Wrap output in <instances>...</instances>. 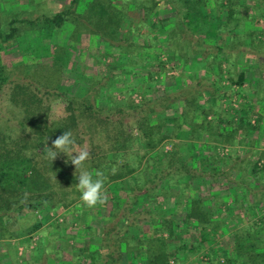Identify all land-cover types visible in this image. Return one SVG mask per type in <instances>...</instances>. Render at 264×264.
Returning a JSON list of instances; mask_svg holds the SVG:
<instances>
[{
  "label": "trees",
  "instance_id": "trees-1",
  "mask_svg": "<svg viewBox=\"0 0 264 264\" xmlns=\"http://www.w3.org/2000/svg\"><path fill=\"white\" fill-rule=\"evenodd\" d=\"M161 1L122 0L116 6L113 0H70L57 8L52 0H42L45 11L42 3L32 19L12 20L24 26V33L36 26L43 39L55 36L68 22L75 25L70 35L75 46L89 34L124 47L125 59L114 54L112 67L119 69L117 62L125 60L120 68L137 81L146 70L147 81L133 88L124 83L127 89L121 91V100L113 90L103 95L97 88L80 87V93H68L62 86L69 58L63 47L55 49L50 64L29 61L7 66L1 53L18 43L19 32L12 28L6 33L0 27L1 239L32 235L43 227L49 234L62 227L52 214L66 211L78 213L91 231L89 218L100 224L98 233L94 230L97 240H88V246L67 244L60 236L62 250L77 263L264 264V154L249 150L240 156L237 149L245 142L241 134L258 129L261 119L251 124L246 109H236L231 102L228 108L217 106L221 87L210 83L215 87L210 89L206 78L211 77L199 78L194 72L179 85L181 99L162 101L161 74L150 69H165L167 60L143 53L164 43L169 56L184 66L192 62L193 54L204 59L215 53L206 69L215 72L219 82L227 76L232 89L241 86L243 79L233 73L236 55L244 47L245 55L264 57V26L259 23L264 19V0H167L174 7L173 16L159 11ZM130 5L142 11L143 19L136 28L129 27L124 44H117L123 24H131L126 12ZM155 17L158 24L151 21ZM213 19L217 25L212 30L202 26ZM144 29L145 46L143 37L141 44L132 36ZM228 38L229 44L220 45ZM148 63L150 68H143ZM91 80V87L99 83L97 76ZM174 86L166 82V94H174ZM179 88L175 86L176 91ZM134 94L141 102L134 101ZM168 110L173 115H167ZM64 131L72 132L76 150H89L86 169L106 176L107 202L92 212L80 200L75 168L70 161L65 163L68 157L59 153L53 162L47 158L52 140ZM225 148L229 151L221 155ZM48 221L54 223L45 227Z\"/></svg>",
  "mask_w": 264,
  "mask_h": 264
},
{
  "label": "rangeland",
  "instance_id": "rangeland-1",
  "mask_svg": "<svg viewBox=\"0 0 264 264\" xmlns=\"http://www.w3.org/2000/svg\"><path fill=\"white\" fill-rule=\"evenodd\" d=\"M52 1H53V4H56L57 8H60V6H64L66 4H69V2H70V0H52ZM113 1H114V4L116 6H119L121 4L122 0H113ZM164 1H165L164 2L165 9H167L166 14L173 16L175 14L174 7H172L173 5L167 0H164ZM160 3H162V1ZM59 4H60V6L58 7ZM82 5H84V4H82ZM57 8H55V9H57ZM133 8L134 7L132 5H130L127 8V11H126L127 17L131 21L130 22L131 24H129V22H126L123 24V26L121 28L122 30H121L120 35H119L120 36L119 37L120 42L116 41L117 44L123 43L125 41L124 40L125 37H127L129 39V36H128L129 27L133 26L136 28V26L138 25V22L143 19L142 11H138V10H135ZM36 9L37 8L34 9V7L32 5V10H30V11H32V15H33V13H36L35 12ZM9 11H10L9 13H7L5 11L3 12L2 19L0 22V26H1V28H6V29H4V30H6V33H10L12 28H16L19 32V34H18L19 37L17 39L18 43H16L12 48L5 50L1 53L4 60L6 61L7 66H12L14 64H19V63L21 64L23 62L25 63V62H29V61H32L31 64H35V63L36 64H38V63L39 64L40 63L41 64H50L52 62L51 56L55 54V49L57 47H63V48L67 49L69 58L67 59L68 60L67 66H65L63 68V71H62V78H63L62 84H64L62 86L64 87L65 90L68 91V93H70V94L80 93L81 92L80 87H88L90 90L97 88L98 91H100V93L103 95L108 94V90H113L114 93L118 96V100H121L123 97V94L121 92H119L120 91L119 88L124 86V83L126 84L125 79H124L125 76H128L129 81H131V83H132L131 86L128 83L129 87L133 88L134 86H138L137 78L132 76L133 73L130 74V73H128V71L126 72L123 69V67L120 68L122 65L125 64V62H126L125 60H122L123 63L117 62L119 69L112 67L113 63H112V59L110 57H112L114 54L117 56L119 55L121 58L125 59L124 56H125L126 52H124V50H126V49H124V47L120 48L119 45H116V44H111V45L109 44L110 45L109 46L108 43L102 42L98 38L97 39L94 37L92 38L89 34H88V37L85 38V40H86L85 42L78 43L75 46L74 44H76V43L73 41L72 42L70 41V39H71L70 35L73 32H75V25L70 24L68 22H65L63 24L61 29L55 33V36L50 37V35H49L48 38L43 39L41 37V35L38 34V31H40V30L38 28H36V26H32V31L29 32L28 30H26V32L24 33L23 32L24 26H22L18 22L15 24H12V20H14V19L16 20V18L20 19L21 16H23L24 14L23 13H20V14L16 13L14 15V13L12 12L14 10H13V7L11 5L9 8ZM48 11H49V9H48ZM25 14H27V13L25 12ZM47 15H50V13L48 14V12H47ZM261 20L263 21V26H264V19H261ZM151 21L153 24H158V19L156 17L152 18ZM48 30L50 32L51 28H49ZM138 34H140V35L132 34V36L137 38L136 42L142 43V40L144 39V37L146 38V36L148 35V31L146 29H144V30H141L140 33H138ZM141 38H142V40H141ZM261 38L263 39L264 36ZM94 42L96 44V45H94V46H96V48L94 50H92L91 49L93 46L92 43H94ZM138 43H136V44H138ZM104 49H105V51H103ZM162 58L167 60L165 69L160 70V71L157 70V72H158L157 74H159V73L161 74V76L158 79L159 80L158 91H159L160 95L163 97L162 101L164 99H173V98L181 99L182 98V96H181L182 92L179 88V85H182V83L186 84L188 82V80H190V76H189L190 71L194 70V69H192L191 66L189 67V64H193V63L189 62L188 64H185V66H184L180 60L176 59L175 56H169L167 54L164 55ZM176 64L178 65V67H176ZM197 66H198V64L195 66L196 69H197ZM181 67H182V70H181ZM140 73H141V76H144V77L147 74L146 70H142V72H140ZM181 74H184V75H181ZM199 74H202V73H199ZM91 76H97V80L99 82L98 84H95V86H93V87H91V85L93 83V80H91ZM184 76L187 77V79L185 78L184 81H182L181 77L183 78ZM200 76H204V75H200ZM139 77L140 76L138 75V78ZM166 82H167V85H169V86L170 85L177 86V89L179 88V90H177V91L174 90L175 91L174 94H172V93L166 94V92H165L167 90ZM188 84H190V83H188ZM191 84H193V83H191ZM99 85L101 86L100 89H99V87H100ZM175 86H174V88H175ZM151 94L153 97L154 92L149 93V95H151ZM132 97H133V99H135L134 101L136 103L141 102V97L138 96L137 94H134ZM202 99L205 100L204 97H202ZM93 101H94V99H93ZM175 104H177V103H175ZM4 107H6V110L8 108L9 113H11V110H10L8 103H5ZM161 108H162V106H161ZM16 121L17 120L15 119L14 122L17 124ZM165 149L170 150L171 146L166 145ZM242 150L243 149H241V151ZM204 195L207 198L210 197L209 194L206 192L204 193ZM206 200H209V199H206ZM90 212H92L91 208H90ZM52 216H53V218H58L59 222H63L65 219L64 217H59L60 215H52ZM79 216L80 215H78L77 213H74V215H73V217L75 218L73 221L74 223L70 222V220H68V219L65 220V223H68L69 226H72L71 230L74 232L83 231L84 232L83 234H87V233L92 234V238H90V239L88 238L89 237L88 235H87L88 237H86L85 239L83 238V242H82L83 246L84 245L86 246L90 240L91 241L94 240L95 239L94 237L97 236V234L94 233V230L95 231L99 230L100 224H98L97 221H95V222L92 221V220H95L96 218H92V219L89 218L88 222L91 220L89 223L92 222L91 225L94 228V230L91 231V230L86 228L87 227L86 225H82L83 223H82V220L79 219ZM84 219H85V215H84ZM52 223H54V222L51 221L50 223H48V225H46V227ZM56 229H57V227H56ZM69 238L71 239L73 244L76 243L74 241L75 238H73V237H69ZM186 264H189V263H186ZM190 264H192V263H190ZM193 264H198V263L193 261Z\"/></svg>",
  "mask_w": 264,
  "mask_h": 264
},
{
  "label": "crops",
  "instance_id": "crops-1",
  "mask_svg": "<svg viewBox=\"0 0 264 264\" xmlns=\"http://www.w3.org/2000/svg\"><path fill=\"white\" fill-rule=\"evenodd\" d=\"M164 2L165 1L162 0V3H160L159 5V11H162L163 13L167 12V9H165ZM42 3H43L42 0H0V22L2 19L3 12L4 11L7 13L10 12L9 11L10 5L13 7L14 11L12 12L14 14L23 13L24 15L22 19L26 17L28 19H32V11H30L32 10V5L35 9L37 5H40ZM46 6L47 5L45 3L44 11ZM208 8H210V11L213 12V14L217 13V9L214 8V6H210ZM206 10L208 9L207 8L203 9V11ZM25 12L27 14H25ZM260 24L263 25L262 20L260 21ZM216 25H217L216 20L213 19L209 25H202V26H205V28L208 26L207 28H211L212 30V28H215ZM181 27H183V25H181ZM154 37L156 36L154 35ZM193 39L196 40L195 37H193ZM224 43L229 44L230 39L228 38L224 40L220 45H223ZM143 45L144 46L146 45L145 39L143 41ZM245 50L246 49L243 47L242 52L236 55L235 59L237 63L233 69L234 70L233 73H235L236 76L238 75L237 77L243 79L242 85L241 86L233 85L234 86L233 89L231 87V83L226 79L227 76H225V78L219 82V79L216 77L217 74L213 71H210V69L208 70L206 69L205 64L208 63L209 60L215 58L214 57L216 56L215 53L206 56V58L204 59L200 55L193 54L190 56V60H192L193 64H189V67L191 66L192 69H194L190 71V74L193 72L196 74L198 73L197 74L198 77L200 75H204V76H200L199 78H204L206 76H209L211 77V81H209V79L206 78L207 84L210 85V83H213L221 87L220 90H218V92L221 93L222 98L216 99L217 106L219 105L228 108L231 102V104L236 109H241V108L246 109L248 113L247 115L250 116L251 124H257L256 121L259 118L261 119V122L259 123L260 126L258 129L249 131L248 133L241 134L244 136L245 142L237 148L240 156L248 154L249 150H254L256 152H259V154H264V57H260L258 59L256 55L251 53L250 54L247 53V55H245L244 54ZM143 53L152 56V58L153 57L155 58L157 56H161L160 58H162L166 54L170 55L169 52L167 51V46L164 43L157 48L155 47L145 48ZM222 58L227 59V56L222 55ZM149 64L150 63H148V65L144 64L143 65L144 67L141 66V68L142 67L147 68L149 67ZM197 64L198 66L196 69L195 66ZM226 65H227L226 63L223 65V70H224L223 72H225ZM150 71L157 72V68H151ZM124 79L127 85L128 83L130 86L132 85L131 81H129L128 79V76H125ZM213 79L214 82H212ZM144 82H146V76L145 77L140 76L138 79V86L142 87ZM127 85L124 84V86L119 88L120 89L119 92L123 90L125 91V89H127ZM210 86H211L210 89L212 90L215 89L213 85ZM172 89L173 91L175 90L174 87ZM235 89L236 92H238L236 94H235ZM150 91L151 90L149 89L147 93H150ZM166 114L171 116L173 115V112L171 110H168ZM242 116L244 117L243 113ZM241 149L243 150L241 151ZM76 209L78 210V208ZM74 213L75 212H70L68 214V212L65 211L58 215H60L59 217H64V218L67 217V219L70 220V222L74 223L72 220L73 218L72 215H74ZM48 223L50 222L48 221ZM48 223L45 224V227L46 225H48ZM61 224H62V227H60L61 229L60 228L51 229L50 230L51 233L49 232V234L43 231L44 230L43 227L36 232H32V235L24 233L17 239H7V238L1 239L0 236V264H82V263H77L75 259L71 258L72 259L71 260L68 258L70 257L69 256L70 253L62 250L60 246L62 239L60 238V236L66 238L67 244L70 243V245H74L69 237L75 238L74 241L78 244V242L81 243L83 242V238L85 239L88 236L89 239L92 238V234L90 233L83 234L84 233L83 231L74 232L71 230L72 226H69L70 228L69 227L66 228L63 222H61ZM95 240H97V238H95L94 241Z\"/></svg>",
  "mask_w": 264,
  "mask_h": 264
},
{
  "label": "clouds",
  "instance_id": "clouds-1",
  "mask_svg": "<svg viewBox=\"0 0 264 264\" xmlns=\"http://www.w3.org/2000/svg\"><path fill=\"white\" fill-rule=\"evenodd\" d=\"M52 146L46 150L47 158L53 162L59 153H63L68 157L65 163L74 166V175L78 180L75 185L80 192V200L83 205L88 208L104 205L107 202L105 194L106 176L103 172L97 170L90 172L85 167V162L90 158V152L87 147L75 149V140L71 131H64L62 135L52 140ZM75 153V155H73Z\"/></svg>",
  "mask_w": 264,
  "mask_h": 264
},
{
  "label": "built area",
  "instance_id": "built-area-1",
  "mask_svg": "<svg viewBox=\"0 0 264 264\" xmlns=\"http://www.w3.org/2000/svg\"><path fill=\"white\" fill-rule=\"evenodd\" d=\"M228 151H229V149L225 148L224 150H220V153H221V155H224V154H227ZM171 264H175V262L171 261Z\"/></svg>",
  "mask_w": 264,
  "mask_h": 264
}]
</instances>
